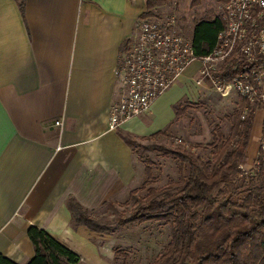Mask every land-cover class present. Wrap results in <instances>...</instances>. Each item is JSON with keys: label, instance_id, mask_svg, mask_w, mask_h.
<instances>
[{"label": "crops", "instance_id": "crops-1", "mask_svg": "<svg viewBox=\"0 0 264 264\" xmlns=\"http://www.w3.org/2000/svg\"><path fill=\"white\" fill-rule=\"evenodd\" d=\"M145 2L0 0V255L14 264L33 255L29 227L74 253L77 264H98L91 241L101 234L73 227L67 200L90 214L132 190L141 169L122 137L163 132L173 106L190 93L198 63L146 114L107 127L117 57ZM196 22L187 33L182 24V35L191 40ZM205 85L197 87L200 99ZM58 120L61 128L53 127ZM263 122L264 102L253 113L245 171L257 157Z\"/></svg>", "mask_w": 264, "mask_h": 264}, {"label": "trees", "instance_id": "trees-1", "mask_svg": "<svg viewBox=\"0 0 264 264\" xmlns=\"http://www.w3.org/2000/svg\"><path fill=\"white\" fill-rule=\"evenodd\" d=\"M145 1L146 8L151 9L165 0ZM221 29L218 17L196 22L191 36L196 57L209 53ZM232 66L222 65L213 77L221 84L227 83L236 73L247 72L249 68L264 69V58L250 67L240 63L235 64L234 69ZM237 98L238 108L228 135L223 136L216 126L211 128L209 148L213 156L209 162L202 163L184 148L149 146L148 150L178 163L177 181L164 187L145 188L144 195L136 198L128 216L115 215V227L146 222L167 225L170 240L165 258L170 259L168 264H264V164L257 157V164L248 172L241 173L237 169L243 163L253 113L260 105L252 108L242 98ZM177 110L178 107L173 106L174 115ZM161 134L158 132L150 138ZM122 140L134 154L132 139L123 136ZM144 173L149 176L148 166H144ZM133 195V190L128 193L130 197ZM66 206L73 227L82 226L96 234L110 231L93 221L73 200H67ZM26 236L33 249L26 264L79 262L74 253L41 229L29 227ZM0 264L14 263L0 255Z\"/></svg>", "mask_w": 264, "mask_h": 264}, {"label": "built area", "instance_id": "built-area-1", "mask_svg": "<svg viewBox=\"0 0 264 264\" xmlns=\"http://www.w3.org/2000/svg\"><path fill=\"white\" fill-rule=\"evenodd\" d=\"M157 8L145 9L134 19L131 32L117 57L113 78L118 95L108 110L107 127L120 128L131 119L146 114L152 104L174 86L183 73L198 63L197 80L208 84L221 97L235 93L249 107L264 102V69L257 66L239 72L227 83L213 77L222 65L246 64L264 58V0H220L216 4L222 29L209 53L196 57L191 40L182 35L174 15L161 16ZM159 9V8H158ZM246 108L241 113V119ZM53 127L61 128L60 120ZM259 161L264 164V122L258 139ZM256 157V158H257ZM257 164L254 160L253 166ZM246 173L241 165L237 167Z\"/></svg>", "mask_w": 264, "mask_h": 264}, {"label": "rangeland", "instance_id": "rangeland-1", "mask_svg": "<svg viewBox=\"0 0 264 264\" xmlns=\"http://www.w3.org/2000/svg\"><path fill=\"white\" fill-rule=\"evenodd\" d=\"M217 2L220 0H165L155 6L157 9L154 12L161 16L174 15L179 23L178 27L180 26L181 29L184 24L182 27L187 33L191 23L217 16ZM194 65L196 64L192 66ZM196 78L197 72L189 81L190 93L174 105L178 107L177 114L161 135L141 139L129 136L133 141L134 155L141 169L138 170L136 183L132 189L135 195L128 196L132 191L130 190L115 201L106 202L101 210L87 213L100 226L110 228L108 233L97 235L91 241L93 248L98 251V264H168L170 261L168 256L167 259L165 258L170 240L167 225L160 222H146L115 227L114 220L116 214L128 216L136 198L144 195L145 188L164 187L169 182L177 181L178 163L148 150L149 146L156 145L167 149L184 148L202 163H206L213 156L209 148L211 128L216 126L223 136L228 135L234 112L238 108L237 95L232 92L221 97L204 83L206 90L204 98L200 99L197 96V86L194 84ZM146 159L149 161L148 164ZM144 166H148V177L144 173ZM109 204L112 206L107 207L106 205Z\"/></svg>", "mask_w": 264, "mask_h": 264}]
</instances>
